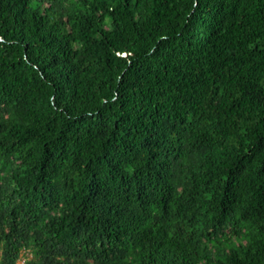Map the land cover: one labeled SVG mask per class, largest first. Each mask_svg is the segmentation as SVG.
<instances>
[{
	"label": "trees",
	"instance_id": "1",
	"mask_svg": "<svg viewBox=\"0 0 264 264\" xmlns=\"http://www.w3.org/2000/svg\"><path fill=\"white\" fill-rule=\"evenodd\" d=\"M264 264V0H0V264Z\"/></svg>",
	"mask_w": 264,
	"mask_h": 264
},
{
	"label": "clouds",
	"instance_id": "2",
	"mask_svg": "<svg viewBox=\"0 0 264 264\" xmlns=\"http://www.w3.org/2000/svg\"><path fill=\"white\" fill-rule=\"evenodd\" d=\"M24 261L23 258H21L20 260H18L17 264H21Z\"/></svg>",
	"mask_w": 264,
	"mask_h": 264
}]
</instances>
